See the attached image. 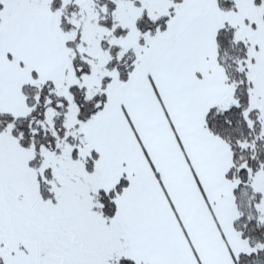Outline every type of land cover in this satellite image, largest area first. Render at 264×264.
Wrapping results in <instances>:
<instances>
[{
  "label": "crops",
  "instance_id": "crops-1",
  "mask_svg": "<svg viewBox=\"0 0 264 264\" xmlns=\"http://www.w3.org/2000/svg\"><path fill=\"white\" fill-rule=\"evenodd\" d=\"M209 1L182 0L165 29L144 34L129 79L122 82L115 75L106 86L113 90L104 104L88 119L80 120V111L77 115V153L84 149L87 161L95 158L85 177L86 194L110 192L127 181L112 219L95 209L81 212L107 246L99 261L90 264H119L122 259L136 264H237L250 250L235 228L239 210L227 178L232 153L205 121L212 108L227 109L232 97L216 44L219 27L229 18ZM50 4L2 16L4 112L30 111L25 86L53 82L60 94L91 76L80 77L74 69ZM256 30L250 32L249 50L258 47L250 66L255 81L250 107L263 116L264 32ZM72 161L75 165L83 159Z\"/></svg>",
  "mask_w": 264,
  "mask_h": 264
},
{
  "label": "rangeland",
  "instance_id": "rangeland-1",
  "mask_svg": "<svg viewBox=\"0 0 264 264\" xmlns=\"http://www.w3.org/2000/svg\"><path fill=\"white\" fill-rule=\"evenodd\" d=\"M48 1L52 0H0L4 6L0 14L4 17L11 11L43 9ZM95 1L63 0L64 6L58 10V16H64L67 22L74 26L63 33L66 39L70 41L80 39L77 49L88 63L91 76L82 79L77 86L86 89L83 102L90 100L93 102L90 105L88 102L82 104L81 98L74 97L71 92L64 89L59 94L54 83L57 94L68 103L65 120L67 132L58 141L56 150L42 147L37 150L35 145L22 147L18 139L10 134V127L8 131L0 133V258L5 264H90L99 261L100 252L105 254L107 248L105 241L100 240L87 225L86 220L89 216H81L83 210L84 213L87 210L94 211L98 205L94 199L96 192L92 196L86 194L88 180L85 178L87 170L84 164L87 162L85 159L87 152L80 149L78 157L85 163L79 161L74 165L72 151L75 147L67 138L74 136L73 126L79 111L81 112L79 105L84 106L83 113L79 115L90 118L94 108L102 101L100 97H96L101 94L112 95L110 92L113 85L102 89L100 83L106 77L110 81L115 75L119 77L118 70L109 67L113 58L108 50L102 48V42L106 41L119 49L118 60L133 51L127 63L133 59L135 61L145 44L144 34L148 33L149 36L157 27L165 29L182 0L178 3L170 0H115L117 4L115 20L118 26L126 30V34L120 37L114 34L115 28L109 30L98 23L99 13L95 10ZM232 1L236 6L232 11L220 9V0L209 2L215 3L221 15L229 18L219 28L231 25L236 29L237 39L246 42L250 48V32L256 29L259 34L264 32V5L256 6L254 0L252 5L251 0ZM233 3L225 4L232 6ZM249 4L254 11L250 10ZM257 48L254 46L253 50H249L246 63L252 84L255 81L252 79L253 71L250 66L253 64ZM69 51L71 52L70 49ZM230 88L232 97L229 107L237 105V100L233 96L234 89L232 86ZM253 93L254 91L252 98ZM103 100L104 104L105 98ZM262 106L261 103L260 108ZM28 108L30 109L29 106ZM16 113L10 114L26 117L30 111L24 113L23 110H19ZM55 115L54 108L46 109L45 128H54ZM260 118L264 123V115L261 113ZM37 154L41 156V164L39 168H34L32 161ZM47 170L51 171V177L46 176ZM62 172L64 174H61ZM42 185L46 186L53 198L44 199ZM251 185L255 191L262 193L258 206L260 220L264 222V170L252 176ZM80 225L85 226L83 231H80Z\"/></svg>",
  "mask_w": 264,
  "mask_h": 264
},
{
  "label": "trees",
  "instance_id": "trees-1",
  "mask_svg": "<svg viewBox=\"0 0 264 264\" xmlns=\"http://www.w3.org/2000/svg\"><path fill=\"white\" fill-rule=\"evenodd\" d=\"M170 1L178 3L181 0ZM226 2L233 3L232 0H220V9L232 11V9L236 8L234 3L232 6H227ZM254 4L262 6L264 5V0H254ZM50 6L51 10L58 16V10L62 9L64 2L63 0H52ZM116 6L115 0H96L94 4L95 10L99 13L98 23L109 30L115 28L114 34L120 37L126 34V30L124 31L118 26L115 20L114 12ZM3 7L0 2V13ZM58 20L63 33L74 27L67 22L64 16H58ZM1 23L2 17L0 16ZM79 44V38H76L75 41L67 40L68 49L71 50L72 65L81 77L89 73L90 68L77 49ZM216 44L218 62L224 70L228 85L234 89L233 96L237 100V105L227 109L212 108L206 116V126L212 134L228 145L233 157V166L228 172L227 178L233 183L234 195L239 210L235 228L250 249L238 257L237 264H264V222L260 220L261 213L258 206L262 199V193L255 191L251 185L252 176L264 170V123L261 121L259 110L250 108L253 84L248 77L249 70L247 69L248 66H246L249 45L237 39L236 29L231 25L219 28ZM102 48L108 50L112 55L113 59L109 67L116 68L120 80L126 82L135 67L134 59L127 63V59L132 55L133 51L127 53L123 59L118 60V48L109 45L106 41L102 42ZM72 49L74 50L72 51ZM80 69L83 70L81 71ZM109 81L108 77L103 80L102 89L106 87ZM85 91L84 87L77 85L71 87V93L74 97L81 98L82 104L88 102L87 104L90 105L93 100L83 102ZM23 93L31 109L30 114L26 117H16L0 109V133L8 131L10 127V134L18 139L22 147L28 148L35 145L37 150L41 147L48 150H56L58 141L67 132L65 120L68 103L66 99L57 94L53 82L25 86ZM98 97L102 101L94 108V112L102 106L105 94H101V96L96 98ZM79 106L81 109L84 108L81 104ZM49 107L56 110V115L53 118V129L45 128L44 126L46 121L45 112ZM81 112L83 113V111ZM79 119L84 120L87 117L83 118L80 114ZM67 140L75 147L72 151V158L77 159L76 148L79 145L77 138L69 136ZM93 157H97V154H94ZM94 159L91 158L86 162L87 171H92ZM40 164L41 156L37 154L32 161V166L39 168ZM45 173L47 177H51L50 170ZM126 187L127 181L124 179L110 192L98 191L94 195V199L98 204L94 209L106 220L112 219L116 213V197ZM42 193L44 199L53 198V195L45 185H42ZM119 264L136 263L130 259H122Z\"/></svg>",
  "mask_w": 264,
  "mask_h": 264
}]
</instances>
